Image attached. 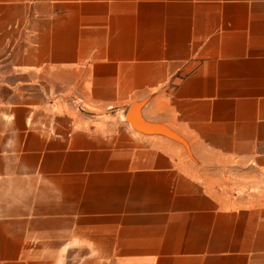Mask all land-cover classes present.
<instances>
[{
  "label": "crops",
  "instance_id": "obj_1",
  "mask_svg": "<svg viewBox=\"0 0 264 264\" xmlns=\"http://www.w3.org/2000/svg\"><path fill=\"white\" fill-rule=\"evenodd\" d=\"M250 173L264 0H0V264H264Z\"/></svg>",
  "mask_w": 264,
  "mask_h": 264
},
{
  "label": "water",
  "instance_id": "obj_2",
  "mask_svg": "<svg viewBox=\"0 0 264 264\" xmlns=\"http://www.w3.org/2000/svg\"><path fill=\"white\" fill-rule=\"evenodd\" d=\"M139 104L138 103H132L130 104L125 113V119L129 121V123L138 131L145 133V134H161L168 136L170 138L179 140L174 135H172L171 132H169V129L166 128L163 125L160 124H143L138 121V115H137V108ZM180 141V140H179Z\"/></svg>",
  "mask_w": 264,
  "mask_h": 264
},
{
  "label": "rangeland",
  "instance_id": "obj_3",
  "mask_svg": "<svg viewBox=\"0 0 264 264\" xmlns=\"http://www.w3.org/2000/svg\"><path fill=\"white\" fill-rule=\"evenodd\" d=\"M250 174H247L249 176V177H247V179L258 181V183H261V185L264 187V175L257 176V175H254V174H251V175Z\"/></svg>",
  "mask_w": 264,
  "mask_h": 264
},
{
  "label": "bare ground",
  "instance_id": "obj_4",
  "mask_svg": "<svg viewBox=\"0 0 264 264\" xmlns=\"http://www.w3.org/2000/svg\"><path fill=\"white\" fill-rule=\"evenodd\" d=\"M141 123V122H140ZM169 132H171L170 130H169ZM172 133V135H174V136H176L173 132H171Z\"/></svg>",
  "mask_w": 264,
  "mask_h": 264
}]
</instances>
